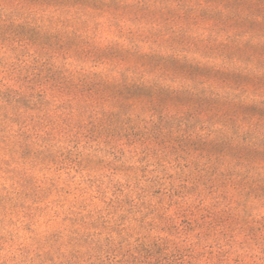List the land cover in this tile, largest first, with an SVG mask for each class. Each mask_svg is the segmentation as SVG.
<instances>
[{
  "label": "rangeland",
  "instance_id": "rangeland-1",
  "mask_svg": "<svg viewBox=\"0 0 264 264\" xmlns=\"http://www.w3.org/2000/svg\"><path fill=\"white\" fill-rule=\"evenodd\" d=\"M0 264H264V0H0Z\"/></svg>",
  "mask_w": 264,
  "mask_h": 264
}]
</instances>
